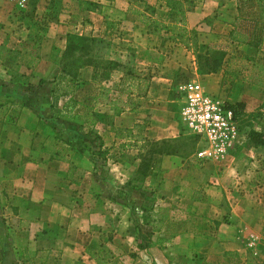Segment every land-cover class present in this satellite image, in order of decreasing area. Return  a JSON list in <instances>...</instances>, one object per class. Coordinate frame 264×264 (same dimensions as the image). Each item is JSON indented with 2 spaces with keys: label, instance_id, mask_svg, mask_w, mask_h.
<instances>
[{
  "label": "rangeland",
  "instance_id": "obj_1",
  "mask_svg": "<svg viewBox=\"0 0 264 264\" xmlns=\"http://www.w3.org/2000/svg\"><path fill=\"white\" fill-rule=\"evenodd\" d=\"M119 1L130 6L131 0ZM164 12L157 8L156 16ZM216 16H208L210 25ZM187 26L205 35L209 46L228 51L227 58L248 55L232 52L216 27L210 35ZM160 32H146L134 46L94 35L105 42L93 51L96 62L122 63L106 82L92 80L93 66L73 78L62 73L66 39L59 52H40L50 57L36 68L41 80L25 65L13 66L23 64L17 54L0 52V80L24 82L0 92V264H264V143L211 160L196 156L199 143L182 127L175 86L195 79L213 92L214 83L199 73L191 47ZM249 56L264 63V43ZM167 58L187 67L173 68L167 98H147L150 82L165 75ZM49 62L56 65L53 73L44 71ZM249 70L255 77L256 68ZM247 72L231 83L226 75L219 93L229 104H243L237 112L243 130L264 132V88L244 80ZM210 74L224 76L221 70ZM102 84L114 94L123 91L126 107L113 117L106 115L108 106L92 101ZM144 106L157 108L155 118L138 116ZM103 130L109 139H98ZM8 141L18 148L12 154ZM35 144H41L36 152ZM24 160L53 167L32 170L20 165ZM9 163L16 164L11 174ZM52 198L63 207L47 201Z\"/></svg>",
  "mask_w": 264,
  "mask_h": 264
},
{
  "label": "crops",
  "instance_id": "obj_2",
  "mask_svg": "<svg viewBox=\"0 0 264 264\" xmlns=\"http://www.w3.org/2000/svg\"><path fill=\"white\" fill-rule=\"evenodd\" d=\"M83 1L97 2L98 7L93 10L85 9L83 7ZM195 2V7L187 12L186 20L189 27H194L197 30H207L208 33L210 31H215V28L212 30L211 26L216 27V29L223 33L224 37L227 39L225 34L229 28V23L237 14V1L225 0V5L219 8L214 0H195ZM148 3L152 4V2L149 1ZM123 5L124 4L119 0H113L112 2L107 0H29L25 12L20 13L14 7L12 8V5L8 0H0V52H9L11 56L17 54V56L22 59L23 64L21 63L18 65L17 63H14L13 66L22 68V65H25L23 70L28 69L29 72L34 73V76H36V74L39 75L38 79L41 80L42 78L39 74L41 71L36 68L39 65L46 64L50 57L48 54L45 55L40 52H59V49L65 45L66 33L71 31V29L78 31L80 34L92 33L93 36L104 35V38L111 42L120 40L127 46L130 44H133L134 46L135 43L142 39V35H146V30L134 21L128 13L127 7H124ZM227 7H229V11L227 10ZM216 10L218 11L216 12ZM70 13H75L72 15V20L69 19V17H71ZM211 13L217 15L211 25L204 21L201 22V20L211 15ZM196 25L198 26L196 27ZM122 29H124L123 32L121 31ZM114 31H119L118 34L122 32L121 37H116ZM204 36L205 35H200V33L198 35L197 51L200 53L205 52L210 42L208 40L206 43ZM131 41H133V43H130ZM227 43H229L228 40ZM236 49L237 53L248 55L256 52L254 47L247 44H238L236 45ZM31 52H36V54L33 53L35 59L33 58L34 63L32 64L31 61L33 59L31 60L30 58ZM171 59L172 58H167L165 60V75L150 82L145 94L147 98L155 100H163L164 98H167L168 90L166 91L165 87L167 85L170 86L175 82L170 76L175 73V70L183 71L186 69L187 65L185 64V61L177 62L175 65L171 62ZM0 62L2 63L1 59ZM173 68H175V70ZM44 71L53 73L56 71V65L49 62L48 66L44 68ZM8 72L13 73L14 71L10 69ZM203 79H207L210 83H214V85L211 86L213 92H219L221 90V74H206ZM8 81L9 83H5L0 80V92L1 89L6 86H12L11 88L24 86V82H14L10 79ZM168 82L170 83L168 84ZM38 84L39 83H36V85ZM160 86L162 87L161 89ZM29 87H33V85ZM8 93L13 94V92ZM8 93L5 95L7 96ZM156 111L157 108L151 109L144 106L139 110L138 116L149 117L152 119L155 118L154 115H157ZM99 135L101 137H98L99 140L110 138L105 130L99 131ZM159 137L160 136H157V138ZM39 139L40 137H37L35 140L33 139V142ZM7 145L10 154H12L13 150L15 151L18 149L14 146L10 147L9 141ZM36 145L37 144L32 147L35 152L38 151V149H41V144H38V148ZM20 165H25L27 168L31 167L32 170L36 168L41 170L43 168L53 167V164L51 163L36 165L28 161L25 162V160ZM20 165L19 170L21 169ZM8 166L9 173L11 174V169H15L16 164L9 163ZM5 167L7 168V166ZM14 172L17 174L16 171ZM47 201H52V204L55 207H63L60 201L55 198ZM50 216L53 217L52 215Z\"/></svg>",
  "mask_w": 264,
  "mask_h": 264
},
{
  "label": "trees",
  "instance_id": "obj_3",
  "mask_svg": "<svg viewBox=\"0 0 264 264\" xmlns=\"http://www.w3.org/2000/svg\"><path fill=\"white\" fill-rule=\"evenodd\" d=\"M129 5L127 10L132 15L137 16L134 20H137L146 29L147 34L160 35V31H162L163 34H166L167 39L181 44L185 48L191 47L198 59L200 74L223 71L224 76L221 80V86H223L226 81V75L231 83L238 75L248 71L245 76L243 75V79L260 88H264V63L255 62L254 56L236 55L233 53L227 58L228 51L209 45L205 52L200 53L197 51L199 33L194 29H189L186 21L187 12L196 5L194 0H156L154 4H150L146 0H131ZM83 7L93 10L98 7V3L83 1ZM161 7H163L165 12L159 18L156 16V12L157 8ZM204 22L210 24L211 19L205 17ZM230 26L227 37L229 43L234 47L232 52H235L238 44H247L260 51L264 43V0H238L237 15ZM65 39L66 45L61 58L63 66H65L62 68V73L67 76L69 75L73 78L78 74V69L85 66H93L92 80L106 82L110 78L112 70L122 65L121 62L112 59H107L106 62L102 63L96 62L98 54L93 51L98 46L97 44H105L103 38L67 32ZM249 65L252 69L253 67L256 68L255 77L252 74L253 70H249ZM73 68L74 70H71ZM126 76L127 78L134 77L129 72ZM122 92L114 94L111 92L110 86L102 84L92 97V101L108 106L111 114L106 115L113 117L126 107L125 100L121 99ZM229 106L233 108L237 116L238 109L243 104H229ZM189 135L195 142L197 141L196 136ZM263 143L264 132L255 129L246 130L245 146H260Z\"/></svg>",
  "mask_w": 264,
  "mask_h": 264
},
{
  "label": "built area",
  "instance_id": "obj_4",
  "mask_svg": "<svg viewBox=\"0 0 264 264\" xmlns=\"http://www.w3.org/2000/svg\"><path fill=\"white\" fill-rule=\"evenodd\" d=\"M8 1L19 12H25L29 3V0ZM175 91L182 126L197 137L199 147L195 154L199 159L220 158L245 146L246 130L240 128L233 108L219 92L206 90L195 79L179 82Z\"/></svg>",
  "mask_w": 264,
  "mask_h": 264
}]
</instances>
